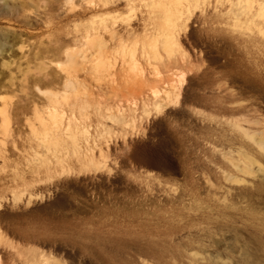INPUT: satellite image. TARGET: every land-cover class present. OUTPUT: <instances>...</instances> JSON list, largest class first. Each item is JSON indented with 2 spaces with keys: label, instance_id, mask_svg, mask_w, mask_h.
I'll return each mask as SVG.
<instances>
[{
  "label": "rangeland",
  "instance_id": "rangeland-1",
  "mask_svg": "<svg viewBox=\"0 0 264 264\" xmlns=\"http://www.w3.org/2000/svg\"><path fill=\"white\" fill-rule=\"evenodd\" d=\"M0 264H264V0H0Z\"/></svg>",
  "mask_w": 264,
  "mask_h": 264
},
{
  "label": "trees",
  "instance_id": "trees-1",
  "mask_svg": "<svg viewBox=\"0 0 264 264\" xmlns=\"http://www.w3.org/2000/svg\"><path fill=\"white\" fill-rule=\"evenodd\" d=\"M159 159H157L156 161H154L155 165H153L152 168H155L156 170H160V171H166L168 170V168L170 166H172V162L171 160H169V158H167V156H160L158 157Z\"/></svg>",
  "mask_w": 264,
  "mask_h": 264
}]
</instances>
